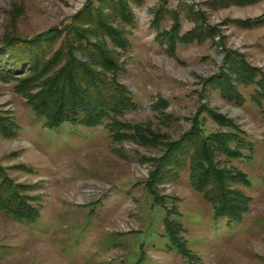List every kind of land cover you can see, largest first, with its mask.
Instances as JSON below:
<instances>
[{
  "label": "rangeland",
  "instance_id": "obj_1",
  "mask_svg": "<svg viewBox=\"0 0 264 264\" xmlns=\"http://www.w3.org/2000/svg\"><path fill=\"white\" fill-rule=\"evenodd\" d=\"M95 44L130 103L48 127ZM198 145L240 220L193 188ZM2 204L0 264H264V0H0Z\"/></svg>",
  "mask_w": 264,
  "mask_h": 264
},
{
  "label": "trees",
  "instance_id": "obj_2",
  "mask_svg": "<svg viewBox=\"0 0 264 264\" xmlns=\"http://www.w3.org/2000/svg\"><path fill=\"white\" fill-rule=\"evenodd\" d=\"M12 38L13 36L8 39ZM87 49L80 57H72L71 68H67V72L62 69L56 76L55 84L50 85V89L54 90L57 100L55 101V98L51 97L52 107L46 106V109L42 110L43 113L39 112L44 116L48 127H55L63 122L74 121L94 126L102 121L103 118L111 113L120 111L126 107V104L130 103L127 93L111 77L106 75L107 71L117 67L116 65H109V63L114 65V63L107 59L106 51L97 44L89 45ZM65 95L71 96L69 108L70 110L73 109L72 112L75 111L74 116L61 115V111L68 107V103L64 99ZM211 136L214 141L215 138L218 139L219 146H222V149L233 152L234 148H231L223 134L215 133ZM176 146H179V143ZM176 148L183 153L182 149ZM190 154L191 162L199 160L197 167H193L192 170L191 183L193 188L216 205L214 209L216 216L240 220L243 211L235 205V199H229L224 189H222L223 183L221 181L224 176L220 174L222 173L221 171L215 169L212 163V156L208 150H205L204 146L198 145V148ZM210 177H213L216 185L209 183ZM0 207L7 212L17 210V208L10 205L2 204ZM24 216H28V214Z\"/></svg>",
  "mask_w": 264,
  "mask_h": 264
}]
</instances>
